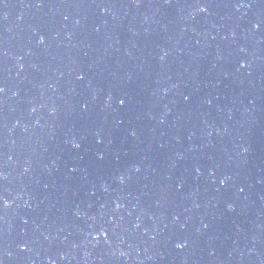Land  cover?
Returning a JSON list of instances; mask_svg holds the SVG:
<instances>
[{"label":"water","instance_id":"obj_1","mask_svg":"<svg viewBox=\"0 0 264 264\" xmlns=\"http://www.w3.org/2000/svg\"><path fill=\"white\" fill-rule=\"evenodd\" d=\"M0 89V264H264V0H0Z\"/></svg>","mask_w":264,"mask_h":264},{"label":"snow or ice","instance_id":"obj_2","mask_svg":"<svg viewBox=\"0 0 264 264\" xmlns=\"http://www.w3.org/2000/svg\"><path fill=\"white\" fill-rule=\"evenodd\" d=\"M257 27H259V25H257ZM0 91H2V89H0ZM121 103H124V101L122 100ZM178 246H183V245H178Z\"/></svg>","mask_w":264,"mask_h":264}]
</instances>
